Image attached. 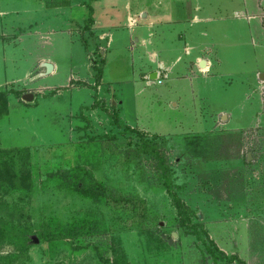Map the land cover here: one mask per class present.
<instances>
[{
  "label": "rangeland",
  "instance_id": "374dc122",
  "mask_svg": "<svg viewBox=\"0 0 264 264\" xmlns=\"http://www.w3.org/2000/svg\"><path fill=\"white\" fill-rule=\"evenodd\" d=\"M245 1L244 13L256 14L258 3L264 11V0ZM177 2L0 0V90L8 99L0 157L13 163L23 158L34 186L29 195L0 192V211L36 238L48 222L65 227L84 219L96 225L79 244L50 246L37 238L22 252L0 242V264H111L114 256L102 246L122 250L127 264H225L214 263L208 243L177 228L176 211L159 184L156 154L183 187L179 196L194 227L236 257L231 264H264V90L250 107L241 86L245 74L264 71V37L254 49H227L221 70L235 78L225 92L199 77L173 84L175 71L148 87L141 73L157 69L149 53L168 60L163 50L177 51L181 42L171 34L173 25L153 23L150 36L139 26L148 16L153 22L166 9L173 12ZM88 5L94 23L85 31ZM241 26L248 45L250 34H261L259 20ZM101 34L107 40L95 39L97 46L91 36ZM136 38L145 42L138 45ZM41 58L55 63L53 74L41 76ZM101 59L96 83L91 65ZM183 62L176 63L177 72ZM27 93L34 95L30 103L21 100ZM113 113L135 132L120 135L110 124ZM139 137L149 141L151 154L137 150L132 159L133 147L128 152L124 141ZM160 141L163 148L153 149ZM72 175L74 180L65 179ZM71 181L101 186L105 196L82 198ZM82 245L84 250L76 249Z\"/></svg>",
  "mask_w": 264,
  "mask_h": 264
},
{
  "label": "crops",
  "instance_id": "0c3cea01",
  "mask_svg": "<svg viewBox=\"0 0 264 264\" xmlns=\"http://www.w3.org/2000/svg\"><path fill=\"white\" fill-rule=\"evenodd\" d=\"M246 6L247 2L245 0H178L173 12L169 13V8L166 9L165 12L162 13L163 17L158 21L152 22L149 20L148 16L139 27L143 29L146 28L147 31H150L154 26L153 23L159 21L166 25H173L171 34L175 33L181 44L179 48L176 47L178 49L177 51L173 50V48L163 50V53L167 55H162V58L168 57V60H161V57L158 56L155 51L149 53V62L151 64L156 63L157 69H151L146 73H141V78L146 82V85L148 87L152 86L154 82L159 85L158 81L161 82L160 84H163V79H167L170 74L175 71L176 75L173 84H182L183 81L190 76L191 80L195 77L196 82L198 81L197 77H199L204 83H219L224 87L223 92H225L226 88L230 85L229 89H231L232 85H234L233 82L235 77L229 78L227 75L230 73H226V71L224 73V71L221 70L224 64L223 56L229 52L227 49L244 46L254 49L259 45L256 39L260 42V38L264 37V11L261 5L258 3L259 11L256 14L250 15L243 11ZM185 7H187L186 10ZM252 20H259L261 34L256 37L250 34L251 43L248 45V43L243 41V39H246V33L244 30H241V25L245 24V22H251ZM176 25H180L181 28L174 31L173 29ZM150 35L151 32H149L148 36ZM91 38L94 40L97 39V42L107 40L106 34H101L98 37L92 36ZM97 42L96 45H100ZM135 42L139 45L141 42L144 43L145 39L136 38ZM97 46H95V50L98 49L96 48ZM171 53L176 55L173 60L171 59ZM183 59L184 62L182 67H180L177 72L175 70L176 63ZM201 61L205 63L204 68L199 67ZM42 63H49L52 66V72L50 74L55 72V63L42 58L38 59V65ZM153 73H156V79L151 81L149 77ZM100 81L101 78L99 82ZM85 85H87V82ZM241 86L244 90L243 97L248 101L251 107V101L256 100V96L260 95L259 90L261 88L264 90V71L260 68H256L251 76L248 77L245 74V79L241 82ZM113 103V106H115L116 103L114 101ZM174 107H176V105ZM84 108L85 107L82 109ZM220 114H224L222 116L227 119L230 116L226 111H222Z\"/></svg>",
  "mask_w": 264,
  "mask_h": 264
},
{
  "label": "trees",
  "instance_id": "16d2710c",
  "mask_svg": "<svg viewBox=\"0 0 264 264\" xmlns=\"http://www.w3.org/2000/svg\"><path fill=\"white\" fill-rule=\"evenodd\" d=\"M93 10L88 5V17L84 21V30L89 31L91 26L93 25L94 21L92 19ZM92 37V36H91ZM86 46V43H85ZM98 49L95 50L97 52ZM100 54V53H99ZM102 62L101 59L100 63L94 61L91 66H93L94 78L95 82L98 83L101 74H102ZM81 85V84H79ZM82 86H86L82 83ZM95 105V104H94ZM87 110V107L84 108ZM89 109V108H88ZM107 112V109L104 108ZM8 114V99H7V92L0 90V119L3 118ZM115 114L111 115L112 123L111 127H114L118 130V133L121 135H126L128 133L133 134L135 132L134 129H131L123 124L120 123L118 119L115 118ZM108 139L115 140V137H109ZM131 139V138H130ZM129 139V140H130ZM154 139L157 140V137L154 136ZM155 144L153 149L155 150L163 148V143ZM149 141L146 138L139 137L136 141H128L127 139L124 141V147L127 148L129 152V148H132L133 155L131 158L134 159L136 157L137 150L139 153L144 155L151 154L150 153V146ZM151 145V144H150ZM158 146V148H156ZM152 149V150H153ZM136 152V154H135ZM157 158V170L160 172L159 176V184L160 187L166 192L168 197L170 198L172 205L176 211V225L177 228L181 230L184 236L190 237L195 236L197 240L208 243V254L210 255L211 259H213L214 263L224 261L225 264H231L235 261L236 257L233 256H226L221 250L218 249L216 244L212 240H208V234H206L203 228L194 227V224L191 222L192 212L189 207L184 204L179 196V193L182 190L181 185H176L175 179H171L169 172H168V165L166 161L160 159L159 155H155ZM233 156V155H231ZM231 158H229L230 160ZM235 159V158H234ZM232 160V159H231ZM13 161V160H11ZM23 158H20L17 162H9L3 156L0 157V192L4 194L9 193H18L20 195H29L33 191V180L31 176L30 170L26 169L25 166L22 165ZM65 179L74 180L73 175L71 177H65ZM72 187L80 197L82 198H91L95 200L98 197L105 196V190L101 186H92V188H88L83 185L80 181L74 182L71 181ZM107 198V195L106 197ZM7 215V214H6ZM10 220V219H9ZM84 219L75 222L71 225L62 226L57 222L54 224L52 222H48L46 225V229H42L37 238L39 243H47L50 246L56 245L61 243L62 245H67L64 241L71 240L73 243L79 244L80 242L84 241L86 237L90 234L95 232L96 225L93 223H88ZM93 224V225H92ZM30 231L28 229H20V227L15 226L14 223L10 220L8 221L6 217L3 215V212L0 211V242L7 241L8 243L19 247L22 252H26L31 245V238H30ZM202 239V240H201ZM71 247V243L69 245ZM86 246H80L76 248L77 250H84ZM104 250L111 251L113 254V262L111 264H127L126 258L122 252V250H115L114 247H106L102 246ZM106 247V248H105ZM98 249V248H97ZM99 259H102L99 249L98 254H96ZM107 264L109 263L108 260H104Z\"/></svg>",
  "mask_w": 264,
  "mask_h": 264
},
{
  "label": "water",
  "instance_id": "95a60500",
  "mask_svg": "<svg viewBox=\"0 0 264 264\" xmlns=\"http://www.w3.org/2000/svg\"><path fill=\"white\" fill-rule=\"evenodd\" d=\"M145 15L142 16V18H144ZM204 61H201L200 64H199V67L200 68H204ZM41 68L44 69V73L41 74L42 75H49L51 72H52V66L49 64V63H42L41 65ZM156 79V73H153L150 77H149V80L153 81ZM34 99V95H32L31 93H27V94H24L21 96V100L23 102H26V103H30L32 102ZM114 104V103H113ZM31 238V242L34 243V244H37L38 243V240L36 237H30Z\"/></svg>",
  "mask_w": 264,
  "mask_h": 264
},
{
  "label": "built area",
  "instance_id": "2783aa9c",
  "mask_svg": "<svg viewBox=\"0 0 264 264\" xmlns=\"http://www.w3.org/2000/svg\"><path fill=\"white\" fill-rule=\"evenodd\" d=\"M158 83H161L160 81H158Z\"/></svg>",
  "mask_w": 264,
  "mask_h": 264
}]
</instances>
